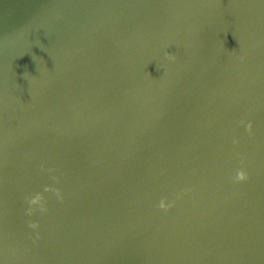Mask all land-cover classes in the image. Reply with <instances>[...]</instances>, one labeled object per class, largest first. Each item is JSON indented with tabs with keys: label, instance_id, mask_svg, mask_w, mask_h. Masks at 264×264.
<instances>
[{
	"label": "water",
	"instance_id": "1",
	"mask_svg": "<svg viewBox=\"0 0 264 264\" xmlns=\"http://www.w3.org/2000/svg\"><path fill=\"white\" fill-rule=\"evenodd\" d=\"M0 264H264V0H0Z\"/></svg>",
	"mask_w": 264,
	"mask_h": 264
},
{
	"label": "clouds",
	"instance_id": "2",
	"mask_svg": "<svg viewBox=\"0 0 264 264\" xmlns=\"http://www.w3.org/2000/svg\"><path fill=\"white\" fill-rule=\"evenodd\" d=\"M166 55H169V54L166 53ZM169 58L174 59V57H172V56H170ZM248 129L251 130V124L250 123L248 124ZM246 178H247V175H246V173L243 170L238 171L237 174H236V177H235V179L238 180V181L245 180ZM45 191H55L58 196L60 194L59 193V189H51V188L46 187L45 188ZM43 200H44L43 195L40 194V193H37L34 197H31L28 200V203L30 205H39L40 206V211L45 212V211H47V208L43 204ZM159 207H161L163 209H167L169 207V205L166 204L162 200L161 203H160V205H159ZM33 211H34V209L32 207H29L28 214L31 215ZM29 226L32 227V228H37L38 227V224H36V223H30Z\"/></svg>",
	"mask_w": 264,
	"mask_h": 264
}]
</instances>
